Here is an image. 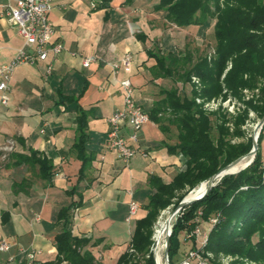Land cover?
<instances>
[{"label": "crops", "instance_id": "0c3cea01", "mask_svg": "<svg viewBox=\"0 0 264 264\" xmlns=\"http://www.w3.org/2000/svg\"><path fill=\"white\" fill-rule=\"evenodd\" d=\"M158 3L113 0L98 9L91 0H50L51 42L60 43L62 53L55 61L16 66L8 82L9 104H0V242L9 244L0 264L52 262L59 212L72 204V235L89 241L84 249L97 264H116L154 193L151 177L168 184L184 170L183 156L169 149L177 144V130L163 132L150 118L137 144L129 141L128 127L121 129L136 150L128 163L107 145L108 120L124 105L120 81H131L133 99L146 113L167 90L169 78L158 77L155 57L174 54L178 31L186 28L169 23L164 11L155 10ZM20 49L23 38L1 18L0 68ZM126 53L132 55L130 71L114 75L111 64ZM89 57L95 60L85 66ZM79 110L87 111L83 155L91 157L83 170L75 148ZM37 160L48 161L50 177ZM131 201L139 208L127 222ZM28 253H34L32 260Z\"/></svg>", "mask_w": 264, "mask_h": 264}, {"label": "trees", "instance_id": "16d2710c", "mask_svg": "<svg viewBox=\"0 0 264 264\" xmlns=\"http://www.w3.org/2000/svg\"><path fill=\"white\" fill-rule=\"evenodd\" d=\"M91 1L98 9H106L113 0ZM133 2L125 0L127 5ZM155 10L164 11L166 20L178 28L203 25L212 19L215 43L213 54L199 57L196 62H192L187 53L155 57L158 77L176 75L178 82L191 86L190 97L180 95L177 88L163 90L162 98L148 112L149 118L163 132L170 126L177 129V144L169 149L183 156L185 167L168 184L151 177L150 186L154 193L143 206L145 215L136 221L128 249L119 256L116 264H139L135 254L145 257L149 253L152 228L159 213L172 204L175 208L190 191L224 166L246 155L252 148V140L232 143V139L244 138L241 127L251 112L257 119L264 115V0H159ZM194 79L198 84L193 82ZM197 98L204 102L219 98L221 102L236 100L238 112L232 116L221 106L215 112H208L196 103ZM60 99L73 101L67 97ZM86 112L79 110L77 117L75 148L82 159L81 170L91 161V157L83 155ZM263 139L264 125L252 163L237 174L222 177L203 199L181 210L168 241L170 264H176L178 234L194 230L197 226L195 219L208 220L213 214H217L219 220L206 233L204 253L212 254L214 258L221 254L237 255L264 263ZM36 163L42 174L50 177L48 161L37 160ZM173 200L176 203H172ZM74 206L60 210L61 228L55 237L56 256L45 264H97L92 253L84 249L89 241L71 233L70 210ZM152 261L150 254L145 264H153Z\"/></svg>", "mask_w": 264, "mask_h": 264}, {"label": "built area", "instance_id": "2783aa9c", "mask_svg": "<svg viewBox=\"0 0 264 264\" xmlns=\"http://www.w3.org/2000/svg\"><path fill=\"white\" fill-rule=\"evenodd\" d=\"M94 6V3L92 4ZM52 7L50 0H1L0 2V19L7 21L10 27L17 30V33L23 38L24 49L17 51L14 61L0 68V104L7 106L9 104V87L8 82L13 69L22 64L36 65L47 61L51 58L55 61L62 53L63 47L60 43L51 42L53 35V26L49 19ZM94 57H89L84 60V65L88 66L94 61ZM132 55L126 53L118 63H112L111 69L115 75L119 69L125 72L130 71ZM47 73H50V65L47 68ZM196 81V79H194ZM120 85L124 92L123 108L113 113L108 120L110 130L107 135V145L115 151L124 163L135 155L136 150L128 146L125 137L121 134L123 127L130 129L128 139L130 142L138 143V132L149 121V115L138 106L133 99V86L129 79L120 81ZM217 100L204 102L201 99H196L197 104H201L203 109L212 112L217 106ZM230 103L227 99L221 104ZM138 204L131 201L128 204L126 221L130 222L138 211ZM200 215V213H199ZM219 217L211 218V226L218 223ZM210 226V227H211ZM192 237H201L199 246L188 250L178 264H208L203 258V246L207 240V234L201 232L199 227H196L191 234ZM9 244L7 241L0 242V253L7 252ZM29 260L34 258V253H28Z\"/></svg>", "mask_w": 264, "mask_h": 264}, {"label": "rangeland", "instance_id": "374dc122", "mask_svg": "<svg viewBox=\"0 0 264 264\" xmlns=\"http://www.w3.org/2000/svg\"><path fill=\"white\" fill-rule=\"evenodd\" d=\"M213 26H214V21L212 19H208L203 25L190 26L189 28H186V30H183V32L178 31L177 39H176L177 44H176V47L174 49V54L184 55L187 53L191 56L192 62H196V60L199 57H202L204 55L213 54V47H214V43H215L214 36H213ZM184 31H186V32L184 33ZM187 67H189V65ZM179 72L182 73V71H179ZM167 80H168L166 82L167 84H165V86H164L165 89L169 90L171 88H177L180 95L190 97L191 86L189 84H187V83L183 84L181 82H178V77L176 75L173 76L172 78L167 79ZM193 82L198 84V80H196V81L193 80ZM246 95L250 96V93H247ZM216 102H217L218 107L215 110H213L212 112L217 111L220 106L222 107L223 110L226 109V111L232 116H234L235 113L238 112L237 107L239 106V104H237L236 100H233L230 103L226 102L224 105L221 104V98L217 99ZM259 120L260 119H257L255 114H253L251 112L248 116V120L241 127V130L244 132V138H234V139H232V143H239L241 141H246L248 139L252 140V137H253L254 132H255V126ZM212 124L214 125L213 118H212ZM175 129L176 128L173 127L174 131H175ZM261 152L264 155V139L261 143ZM253 160H254V158H253ZM172 203H176V200H173ZM173 210H174V207L172 204L159 213V215L156 219V222L154 223V226L152 228V231H153V234L151 237L152 244L149 248V253L145 257H140L139 255L135 254V260L139 264H145V262L148 260V258L150 256V254L152 255L153 264H158L155 257H154V251H156L155 249H156V243H157V241L155 239L156 230L162 221L163 222L166 221V219L172 213ZM215 217H217V214L211 215L208 218V220H201L199 218L195 219V223L197 224L196 227H199L201 232L206 233L211 226L210 219L215 218ZM175 222H176V220H175ZM193 231L194 230H192V231L184 230L178 234L177 240L179 243V250L177 251V254L174 257L175 258L174 262H176V264H178L181 261V259L183 258V255L188 250L193 249V248H197L199 246V242L201 241V237H198V238L192 237L191 234ZM166 233L168 235L169 230H167ZM170 235H171V232H170ZM254 240H255V238H254ZM194 241H195V247H193ZM163 255H164V250L162 249V252H161L162 259H163ZM203 258L206 260V263H212L213 261H215L218 264H264V263L254 262V261H251L247 258H243V257L237 256V255L221 254L217 258H214V256L212 254L203 252ZM163 263H164V259H163Z\"/></svg>", "mask_w": 264, "mask_h": 264}, {"label": "water", "instance_id": "95a60500", "mask_svg": "<svg viewBox=\"0 0 264 264\" xmlns=\"http://www.w3.org/2000/svg\"><path fill=\"white\" fill-rule=\"evenodd\" d=\"M263 125H264V115L260 118V120L258 121V123L255 126V132H254V135L252 137V148H251V150L246 155L239 157L238 159H236L233 162L229 163L228 165L224 166L216 174L209 177L205 181V183L207 184L206 190L201 195H199L195 198H192V199H187V196L194 189L192 191H190L178 203V205L174 208L172 213L168 216V218L165 221V225H166V227H169V233L163 242V250H164L163 259H164L165 264H170L169 258H168V241H169V237H170V232L172 230V225H173L172 222L173 223L175 222L178 214L181 212V210L183 208L203 199L208 194V192L211 190V188L214 187L222 177H224L226 175H233V174L240 172L241 170L245 169L253 161V158L256 155V152L258 149V143H257L258 136H259L261 129L263 128ZM246 160H248V161L246 163H244L245 164L244 167L238 170L237 167L239 165H241ZM170 224H171V227H170Z\"/></svg>", "mask_w": 264, "mask_h": 264}, {"label": "bare ground", "instance_id": "6f19581e", "mask_svg": "<svg viewBox=\"0 0 264 264\" xmlns=\"http://www.w3.org/2000/svg\"><path fill=\"white\" fill-rule=\"evenodd\" d=\"M248 160L244 161L241 165H239L237 167V169H241L244 167V163H246ZM207 184L204 182L201 185H199L198 187H196L188 196L187 199H192L195 198L199 195H201L205 190H206ZM173 224V222H172ZM171 227V224H170ZM169 230V227H166L165 222H161L159 227L156 230V234H155V239L157 241L156 243V251H154V257L157 261L158 264H164L163 263V259L161 256V252L163 249V241L165 240V238L167 237V233L166 231Z\"/></svg>", "mask_w": 264, "mask_h": 264}]
</instances>
